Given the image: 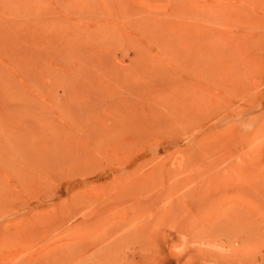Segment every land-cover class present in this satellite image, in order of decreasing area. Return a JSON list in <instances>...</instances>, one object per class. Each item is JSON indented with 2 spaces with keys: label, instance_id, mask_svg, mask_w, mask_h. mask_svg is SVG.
I'll list each match as a JSON object with an SVG mask.
<instances>
[{
  "label": "rangeland",
  "instance_id": "1",
  "mask_svg": "<svg viewBox=\"0 0 264 264\" xmlns=\"http://www.w3.org/2000/svg\"><path fill=\"white\" fill-rule=\"evenodd\" d=\"M0 264H264V0H0Z\"/></svg>",
  "mask_w": 264,
  "mask_h": 264
},
{
  "label": "bare ground",
  "instance_id": "2",
  "mask_svg": "<svg viewBox=\"0 0 264 264\" xmlns=\"http://www.w3.org/2000/svg\"><path fill=\"white\" fill-rule=\"evenodd\" d=\"M211 81V80H210ZM236 82H237V80L235 79V77H233V84H232V86L231 85H229V86H231L229 89H230V91L232 92V91H234V89H235V87H236ZM18 83V82H17ZM211 83V82H210ZM213 83V82H212ZM13 84V83H12ZM11 84V85H12ZM19 84V83H18ZM6 85V84H5ZM15 86H16V88L19 86H17L16 84H15ZM10 87V86H9ZM8 87V88H9ZM13 86H11V88H12ZM237 88V87H236ZM229 91V90H228ZM229 94V93H228ZM201 101H202V99H200ZM205 105H206V103H205ZM208 105V104H207ZM206 109V108H205ZM201 112V111H200ZM190 120V119H189ZM31 148H34V146L32 147V146H30ZM39 148H40V146H38ZM37 149V148H36ZM35 150V149H34ZM38 155H39V152H38ZM37 155V156H38ZM41 156V155H40ZM28 159L26 158V160L24 159H22L21 161H23V163H24V161H27ZM36 161V160H35ZM33 162V161H32ZM22 163V164H23ZM27 163H29L28 161H27ZM26 166H28L26 163H24ZM39 165V164H38ZM30 167V166H29ZM27 168V167H26ZM26 168H24V169H26ZM41 174V173H40ZM27 176H25V178H26ZM31 177V176H30ZM37 177L39 178V176L37 175ZM33 178H36V177H34L33 176ZM41 178H39V180H40ZM25 181V180H24ZM30 182V181H29ZM32 183V182H31ZM31 186H32V184H30ZM30 185H27V188L30 186ZM24 187H25V185H24Z\"/></svg>",
  "mask_w": 264,
  "mask_h": 264
}]
</instances>
